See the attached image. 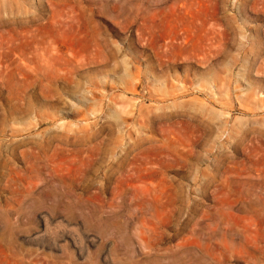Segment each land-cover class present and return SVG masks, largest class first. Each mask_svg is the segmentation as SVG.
<instances>
[{
	"label": "rangeland",
	"instance_id": "rangeland-1",
	"mask_svg": "<svg viewBox=\"0 0 264 264\" xmlns=\"http://www.w3.org/2000/svg\"><path fill=\"white\" fill-rule=\"evenodd\" d=\"M0 264H264V0H0Z\"/></svg>",
	"mask_w": 264,
	"mask_h": 264
}]
</instances>
